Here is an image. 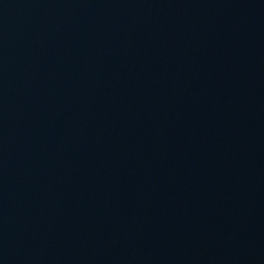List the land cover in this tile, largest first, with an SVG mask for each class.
Instances as JSON below:
<instances>
[{
    "label": "water",
    "instance_id": "95a60500",
    "mask_svg": "<svg viewBox=\"0 0 264 264\" xmlns=\"http://www.w3.org/2000/svg\"><path fill=\"white\" fill-rule=\"evenodd\" d=\"M153 0H0V264H92Z\"/></svg>",
    "mask_w": 264,
    "mask_h": 264
}]
</instances>
